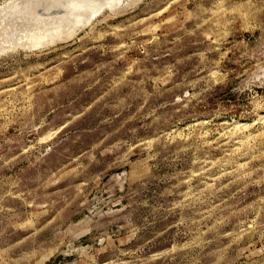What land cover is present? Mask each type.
<instances>
[{
    "label": "rangeland",
    "instance_id": "374dc122",
    "mask_svg": "<svg viewBox=\"0 0 264 264\" xmlns=\"http://www.w3.org/2000/svg\"><path fill=\"white\" fill-rule=\"evenodd\" d=\"M91 17L0 52V264H264V0Z\"/></svg>",
    "mask_w": 264,
    "mask_h": 264
},
{
    "label": "bare ground",
    "instance_id": "6f19581e",
    "mask_svg": "<svg viewBox=\"0 0 264 264\" xmlns=\"http://www.w3.org/2000/svg\"><path fill=\"white\" fill-rule=\"evenodd\" d=\"M122 0H10L0 5V52L18 47L39 49L67 39L104 7ZM135 2V1H134ZM90 16V15H89ZM91 17V18H92ZM90 21V20H89ZM68 31V32H67Z\"/></svg>",
    "mask_w": 264,
    "mask_h": 264
}]
</instances>
